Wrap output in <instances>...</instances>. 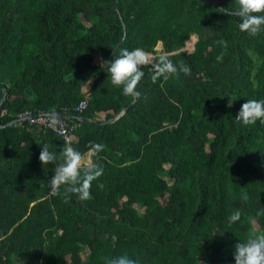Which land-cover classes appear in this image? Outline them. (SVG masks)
Wrapping results in <instances>:
<instances>
[{"label": "trees", "instance_id": "16d2710c", "mask_svg": "<svg viewBox=\"0 0 264 264\" xmlns=\"http://www.w3.org/2000/svg\"><path fill=\"white\" fill-rule=\"evenodd\" d=\"M220 9L237 4L0 0L1 125L23 112L97 122L120 114L133 98L100 60L121 41L112 59L122 49L155 54L161 42L191 70L154 83L143 67L141 98L112 123L66 119L77 125L74 149L104 145L92 157L104 172L89 200L49 195L54 165L39 154L46 143L60 156L66 143L55 133L28 122L0 127V264H104L125 253L139 264H235V245L264 232V124L235 119L247 100H264V31L250 36Z\"/></svg>", "mask_w": 264, "mask_h": 264}, {"label": "clouds", "instance_id": "9594fccd", "mask_svg": "<svg viewBox=\"0 0 264 264\" xmlns=\"http://www.w3.org/2000/svg\"><path fill=\"white\" fill-rule=\"evenodd\" d=\"M237 9H220L225 15H235L240 18L239 29L247 32L250 36H256L264 31V0H235ZM222 48H227V42L218 41ZM168 53H162L158 58H154L150 53L142 48L120 50L118 55H114L111 62L101 59V67L111 77V84L116 88L122 87V94L130 96L134 101L141 98V93L137 91L138 84L144 77L143 67L152 66V81L163 77L164 80L170 76L178 77L180 73L185 76L191 74V70L182 61L179 66L173 63ZM223 54L217 57V61H222ZM158 62H154L157 60ZM229 106L231 104L229 103ZM51 114V113H49ZM245 126L255 125L257 121L264 124V100L249 99L242 104L237 116ZM25 122V121H24ZM59 120L53 121V127ZM104 145L91 143L87 153H81L74 149L71 144H66L58 157L49 150L48 144L41 146L39 161L44 165H54V174L48 180L47 188L50 196H61L65 198L69 194H77L79 200L91 199L92 182L99 179L104 172L103 167L96 163L92 157L97 156L103 151ZM63 187L64 191L61 192ZM247 199V197H245ZM264 215V209L257 213ZM241 218L239 210L229 217V223H235ZM104 264H139L138 260L130 258L126 253L117 257H104ZM20 264H24L19 258ZM235 264H264V232L252 233L244 242L235 245L234 252Z\"/></svg>", "mask_w": 264, "mask_h": 264}, {"label": "built area", "instance_id": "2783aa9c", "mask_svg": "<svg viewBox=\"0 0 264 264\" xmlns=\"http://www.w3.org/2000/svg\"><path fill=\"white\" fill-rule=\"evenodd\" d=\"M87 102L81 101L75 108V111L81 113L86 109ZM18 119H25L30 125H36L46 128L55 133L64 143L71 144L76 141L75 130L77 125L67 122L66 119L49 114V113H38L33 114L31 112H23L18 115ZM59 120V123L53 127V121Z\"/></svg>", "mask_w": 264, "mask_h": 264}, {"label": "water", "instance_id": "95a60500", "mask_svg": "<svg viewBox=\"0 0 264 264\" xmlns=\"http://www.w3.org/2000/svg\"><path fill=\"white\" fill-rule=\"evenodd\" d=\"M215 5H217L219 8H221V6H219L216 2L212 1ZM113 7H114V10L119 14V10H118V7L117 5L113 2ZM124 27V25H123ZM122 44V41L114 48V50L112 51V53L110 54V56L108 57V61L111 62L112 60V56L113 54L115 53V51L117 50V48ZM193 50H194V47H193ZM192 51H188L189 53L193 52ZM176 53V52H174ZM172 53V54H174ZM0 89L2 90V97H1V100H0V114L2 112V107H3V104H4V101L6 99V96H7V92H6V87L5 86H0ZM136 103V101H132L129 105H127L125 108H123L120 112V114H118L117 116H115L114 118L112 119H109L107 121H102V122H97V121H91V120H88L84 117H73L71 115H68V114H65V113H57V112H52L51 114L52 115H55V116H58V117H61V118H64V119H68V120H76V121H79V122H82V123H86V124H89V125H104V124H108V123H112L113 121L117 120L121 115L127 113L131 108L132 106ZM25 121V119H16L12 122H9L7 123L6 125H1L0 124V127H10V126H13V125H19L21 123H23ZM15 264H20V262H16Z\"/></svg>", "mask_w": 264, "mask_h": 264}, {"label": "rangeland", "instance_id": "374dc122", "mask_svg": "<svg viewBox=\"0 0 264 264\" xmlns=\"http://www.w3.org/2000/svg\"><path fill=\"white\" fill-rule=\"evenodd\" d=\"M194 37H195V41H194V44H195V42L197 41V36L196 35H193ZM191 38V37H190ZM190 40V39H189ZM188 40V41H189ZM187 41V42H188ZM187 42H186V44H185V47L182 49L183 51H186V52H188V51H192L193 49H190V48H188L187 47ZM194 44H193V46H194ZM163 53V47H162V43L160 42V43H158L157 44V46L155 47V54H151L154 58L155 57H157V56H159L160 54H162ZM90 84H91V82H89V84H88V86L86 87V88H83V91H85L89 86H90ZM84 256V255H83Z\"/></svg>", "mask_w": 264, "mask_h": 264}]
</instances>
